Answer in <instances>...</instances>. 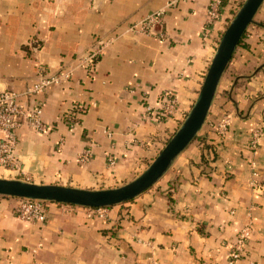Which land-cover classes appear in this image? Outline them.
<instances>
[{"label":"crops","instance_id":"0c3cea01","mask_svg":"<svg viewBox=\"0 0 264 264\" xmlns=\"http://www.w3.org/2000/svg\"><path fill=\"white\" fill-rule=\"evenodd\" d=\"M243 1L225 0L223 21L210 27L205 42L210 0L179 2L148 35L129 27L168 0H0V91L16 93L22 109L15 149L20 172L0 167V178L84 190L128 183L189 112L232 9ZM97 43L102 53L87 76L79 61ZM39 68L69 70L70 78L29 95ZM165 91L175 94L177 111L165 121H148L146 106L157 109ZM38 102L44 132L26 121ZM76 104L84 113L66 122ZM222 117L230 126L218 138L209 124ZM261 128L264 1L197 136L151 188L109 207L104 219L87 216L83 207L48 203L44 224L20 220V199L0 196V264H227L235 233L247 225L242 255L233 264H264V192L250 184L264 186V135L255 153L249 147L252 132ZM88 146L92 158L79 165Z\"/></svg>","mask_w":264,"mask_h":264},{"label":"built area","instance_id":"2783aa9c","mask_svg":"<svg viewBox=\"0 0 264 264\" xmlns=\"http://www.w3.org/2000/svg\"><path fill=\"white\" fill-rule=\"evenodd\" d=\"M181 1L183 0H168L164 8L150 13L139 22L131 25L129 27V31L140 33L142 35L150 34L157 25L163 22V17L166 11L170 8L176 7V5ZM222 13V0H210L205 16V27L201 33L203 41L206 42L209 39L210 27L217 22L223 21ZM158 36L163 40L166 39L162 33H159ZM103 46V44L97 43L95 47L91 48L80 58L79 62L87 76H91L95 72ZM70 74L71 71L69 70L66 72L49 74L44 69L39 68L37 70L35 83L26 92L29 95H38L43 93L50 85L68 80L70 78ZM17 98L18 95L12 91H0V167L20 172L18 159L15 156V149L17 146L16 131L20 126L18 118L22 115V109L18 105ZM157 102L159 103V107L157 109L149 105L146 106L144 112L145 119L153 122H161L173 117L178 107L177 98L173 92L165 91L161 93ZM74 108L80 112L84 111V107L81 104H76ZM26 121L29 127L38 132H44L46 130V124L42 120L40 102H38L32 108L31 112L27 114ZM209 126L218 138H223L228 131L230 123L228 117H222L216 123H210ZM263 135L264 128L255 129L252 132L251 139L249 141V147L252 153H255V150L258 147V141ZM62 143L63 140L60 139L59 145ZM91 149L92 147L88 146V148L84 149L78 155L77 162L79 165H86L89 163L92 158ZM109 160V165L112 166L114 164V160ZM250 184L255 191L264 192L263 185L258 184L254 180H251ZM48 203L49 202L41 200L20 199L19 205L16 209L17 217L20 220L28 221L30 223L44 224L47 216ZM86 209L87 216L104 219L107 217L109 207ZM249 232L250 228L247 225L235 233L234 241L227 253V264H233L234 261L241 257L243 246L247 240Z\"/></svg>","mask_w":264,"mask_h":264},{"label":"water","instance_id":"95a60500","mask_svg":"<svg viewBox=\"0 0 264 264\" xmlns=\"http://www.w3.org/2000/svg\"><path fill=\"white\" fill-rule=\"evenodd\" d=\"M264 0H244L230 19L189 112L154 159L132 181L113 189L84 190L58 185H40L0 178V196L83 208L112 207L131 201L151 188L169 169L174 159L195 139L208 114L219 80L235 49Z\"/></svg>","mask_w":264,"mask_h":264},{"label":"trees","instance_id":"16d2710c","mask_svg":"<svg viewBox=\"0 0 264 264\" xmlns=\"http://www.w3.org/2000/svg\"><path fill=\"white\" fill-rule=\"evenodd\" d=\"M222 4H226L225 3V0H222ZM240 6V4L239 5H237V7L236 8H234V9H232V14L237 10V8ZM84 111H85V108H84ZM84 111L83 112H80V111H78L76 108H73L72 109V111H71V114L70 115H68V117L66 118V122H71V123H76V122H78L79 121V119L77 118V114H80V113H84Z\"/></svg>","mask_w":264,"mask_h":264},{"label":"rangeland","instance_id":"374dc122","mask_svg":"<svg viewBox=\"0 0 264 264\" xmlns=\"http://www.w3.org/2000/svg\"><path fill=\"white\" fill-rule=\"evenodd\" d=\"M239 7H240V6H239ZM236 12H237V10H236ZM234 14H235V13H234ZM232 17H233V16H232ZM228 23H229V22H228ZM228 23H227V25H228ZM227 25H226V26H227ZM226 26H225V28H226ZM225 28H224V30H225ZM220 38H221V37H220ZM219 40H220V39H219ZM215 50H216V49H215ZM183 120H184V119H183ZM181 123H182V122H181ZM179 126H180V125H179ZM177 129H178V128H177ZM141 171H142V170H140V172H138V173L136 174V176H135L134 178H132L130 181H132L133 179H135V178L141 173ZM130 181H128V182H130ZM124 184H126V183H124ZM124 184H122V185H124ZM122 185H121V186H122Z\"/></svg>","mask_w":264,"mask_h":264}]
</instances>
